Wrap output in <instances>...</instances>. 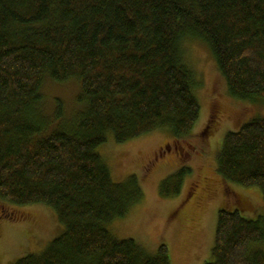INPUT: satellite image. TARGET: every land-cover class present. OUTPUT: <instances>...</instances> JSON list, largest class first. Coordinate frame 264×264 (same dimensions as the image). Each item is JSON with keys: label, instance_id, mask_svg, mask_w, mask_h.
<instances>
[{"label": "trees", "instance_id": "obj_1", "mask_svg": "<svg viewBox=\"0 0 264 264\" xmlns=\"http://www.w3.org/2000/svg\"><path fill=\"white\" fill-rule=\"evenodd\" d=\"M194 37L233 96L264 101V0H0V198L49 205L62 226L15 264H172L166 243L151 253L110 231L144 187L135 172L116 180L99 148L159 128L175 138L194 130L198 75L183 49ZM46 78L78 79L81 108L67 116L55 97L50 116L38 112ZM217 161L227 181L264 196V114L228 131ZM190 170L163 180V195L179 193ZM242 210H219L205 264H264V249L252 247L264 240V215Z\"/></svg>", "mask_w": 264, "mask_h": 264}, {"label": "rangeland", "instance_id": "obj_2", "mask_svg": "<svg viewBox=\"0 0 264 264\" xmlns=\"http://www.w3.org/2000/svg\"><path fill=\"white\" fill-rule=\"evenodd\" d=\"M183 49L198 75L196 94L202 110L194 130L175 138L168 128H159L127 142L111 139L99 151L116 180L135 172L144 187V199L125 217L109 223L110 231L120 238H135L151 253L166 243L172 264H205L213 259L218 213L223 206H241L242 214L251 218L264 215L260 187L227 181L218 172L217 161L226 133L259 113L263 115L264 101L240 100L230 93L206 41L188 38ZM44 81L38 112L50 116L57 104L55 97L63 102L67 116L81 108L78 79ZM210 120L216 126L207 136L204 127ZM184 164L191 165V170L183 188L177 194L163 195L162 181ZM61 227L49 205H19L0 198V264H15L28 252L39 253L60 235ZM252 247L264 249V240Z\"/></svg>", "mask_w": 264, "mask_h": 264}, {"label": "flooded vegetation", "instance_id": "obj_3", "mask_svg": "<svg viewBox=\"0 0 264 264\" xmlns=\"http://www.w3.org/2000/svg\"><path fill=\"white\" fill-rule=\"evenodd\" d=\"M206 135H207V136H209V135H210V131H209V130H208V132L206 133Z\"/></svg>", "mask_w": 264, "mask_h": 264}]
</instances>
